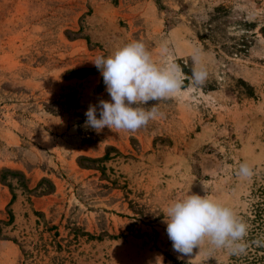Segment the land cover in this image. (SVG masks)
Listing matches in <instances>:
<instances>
[{"label": "rangeland", "instance_id": "1", "mask_svg": "<svg viewBox=\"0 0 264 264\" xmlns=\"http://www.w3.org/2000/svg\"><path fill=\"white\" fill-rule=\"evenodd\" d=\"M132 41L185 88L135 132L85 128L110 100L92 60ZM260 185L264 0H0V264H232L207 244L178 259L163 212L207 195L251 228Z\"/></svg>", "mask_w": 264, "mask_h": 264}, {"label": "clouds", "instance_id": "2", "mask_svg": "<svg viewBox=\"0 0 264 264\" xmlns=\"http://www.w3.org/2000/svg\"><path fill=\"white\" fill-rule=\"evenodd\" d=\"M162 56L171 55L167 40L160 46ZM201 50L193 52L192 61L199 65ZM92 63L100 72L110 100L99 99L89 104L84 127L102 132H135L162 115L157 103L174 98L183 88L184 76L178 64L158 66L142 41H132L108 56H97ZM206 67L193 68L192 87L202 86L207 78ZM151 103V107H146ZM253 170L241 163L237 175L250 179ZM166 233L178 259L193 257L194 249L205 244L212 250L225 251L229 256L244 255L248 249L250 225L237 212L207 195L196 194L173 201L163 212ZM195 258V257H194ZM193 258V259H194ZM157 257L156 264H162ZM193 259L189 260L192 261Z\"/></svg>", "mask_w": 264, "mask_h": 264}, {"label": "trees", "instance_id": "3", "mask_svg": "<svg viewBox=\"0 0 264 264\" xmlns=\"http://www.w3.org/2000/svg\"><path fill=\"white\" fill-rule=\"evenodd\" d=\"M256 196L252 226L247 237L248 250L246 254L236 257L232 264H264V185L256 189Z\"/></svg>", "mask_w": 264, "mask_h": 264}]
</instances>
